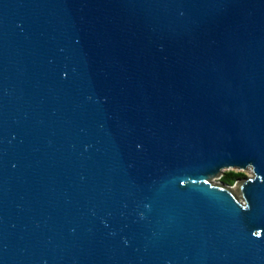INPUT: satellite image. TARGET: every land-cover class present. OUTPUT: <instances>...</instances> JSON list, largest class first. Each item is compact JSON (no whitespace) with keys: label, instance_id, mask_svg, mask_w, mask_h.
<instances>
[{"label":"water","instance_id":"95a60500","mask_svg":"<svg viewBox=\"0 0 264 264\" xmlns=\"http://www.w3.org/2000/svg\"><path fill=\"white\" fill-rule=\"evenodd\" d=\"M0 264H264V0H0Z\"/></svg>","mask_w":264,"mask_h":264},{"label":"trees","instance_id":"16d2710c","mask_svg":"<svg viewBox=\"0 0 264 264\" xmlns=\"http://www.w3.org/2000/svg\"><path fill=\"white\" fill-rule=\"evenodd\" d=\"M245 177V174L242 172L229 171L222 176V179L227 184H232L236 180L242 179Z\"/></svg>","mask_w":264,"mask_h":264},{"label":"rangeland","instance_id":"374dc122","mask_svg":"<svg viewBox=\"0 0 264 264\" xmlns=\"http://www.w3.org/2000/svg\"><path fill=\"white\" fill-rule=\"evenodd\" d=\"M229 171H235V172H239L238 170H234V169H228V170H225L224 172H223V176L225 175V173H227V172H229ZM240 172H242V173H244L245 174V177H248V176H250L251 175V171L250 170H241ZM244 177V178H245ZM243 179V178H242ZM239 180H241V179H239ZM239 180H236L235 182H233L232 184H227V183H225L224 181H223V179H222V177L221 178H215L213 181L215 182V183H221V184H227L228 186H230L232 189H235L236 188V185H237V181H239Z\"/></svg>","mask_w":264,"mask_h":264}]
</instances>
